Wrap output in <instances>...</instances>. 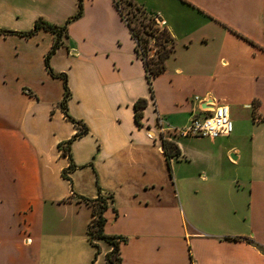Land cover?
Wrapping results in <instances>:
<instances>
[{
  "label": "crops",
  "instance_id": "obj_1",
  "mask_svg": "<svg viewBox=\"0 0 264 264\" xmlns=\"http://www.w3.org/2000/svg\"><path fill=\"white\" fill-rule=\"evenodd\" d=\"M78 1L0 0V264H108L100 207L117 264H264V0H131L173 38L151 87L115 0H81L47 61L56 32L21 33ZM204 101L231 132L174 134Z\"/></svg>",
  "mask_w": 264,
  "mask_h": 264
},
{
  "label": "trees",
  "instance_id": "obj_2",
  "mask_svg": "<svg viewBox=\"0 0 264 264\" xmlns=\"http://www.w3.org/2000/svg\"><path fill=\"white\" fill-rule=\"evenodd\" d=\"M127 2L132 3L131 0H127ZM115 5L118 8L121 16L125 20L130 33L135 41V51L137 55L142 59L144 69H145V74L147 77V81L149 83V86L151 87V80L152 78L158 74L161 70H163L165 66V58L170 54V52L173 50V38L169 34L168 30L165 27H160L156 23V16L152 13H149L142 9L140 6L136 5L137 9H141V11L144 13V19H140L139 23L136 24H131L129 20H127L121 9L119 8V2L115 0ZM82 11V4L81 0L78 1V10L76 11L75 14L70 16L66 22L63 25L57 26L54 24H51L47 22L44 19H36L34 21V24L31 29L27 31H21L22 34H31L33 31H35L38 27H43L45 29L51 30L56 32V38L49 50V52L46 55V61L48 56L53 53V51L61 44V36L62 32L66 30V23L70 20V18L77 17ZM150 39H152V44L155 46V51L151 53L149 50L151 49L150 46ZM64 88H65V93L63 96V99L61 101V106L64 108V101L66 97L68 96V88L66 85V78L64 76ZM145 100L143 98H139L134 102V107H135V120L139 122V118L141 116V111L140 108L144 105ZM77 126H79V130L75 133V135H79L81 133L86 132V127L80 124L77 120H74L72 117L67 115ZM162 146L163 150L165 152V155L167 158L177 155L179 153V148L178 146L165 138L162 139ZM65 152L67 153L68 157L69 156V140L66 143V146L64 148ZM74 164L70 162L69 167H72ZM101 208V207H100ZM100 208H96L94 211L95 217L92 222V234L97 237H101L103 239H106L107 241L111 242L113 244L112 249L106 253V261L108 264H117L119 260V256L117 255V241L110 235L104 234L102 232V223H103V218L100 216ZM237 238V237H233Z\"/></svg>",
  "mask_w": 264,
  "mask_h": 264
},
{
  "label": "built area",
  "instance_id": "obj_3",
  "mask_svg": "<svg viewBox=\"0 0 264 264\" xmlns=\"http://www.w3.org/2000/svg\"><path fill=\"white\" fill-rule=\"evenodd\" d=\"M156 23L161 24L160 20L156 19ZM154 48V47H152ZM194 99L201 101L197 96ZM205 106H199L197 110L191 112L188 123L181 128H172V132L178 135H194L208 136L210 138L217 137L222 134H228L233 128L232 121L229 117L227 106L224 104H214L204 101ZM160 131L164 128L159 125ZM95 215L93 216L94 219ZM92 222L89 228L92 227Z\"/></svg>",
  "mask_w": 264,
  "mask_h": 264
},
{
  "label": "rangeland",
  "instance_id": "obj_4",
  "mask_svg": "<svg viewBox=\"0 0 264 264\" xmlns=\"http://www.w3.org/2000/svg\"><path fill=\"white\" fill-rule=\"evenodd\" d=\"M119 8L121 9L124 17L129 20L131 24L139 23L140 19L145 20V17L143 16L144 13L141 9H137L134 3H129L127 0H119ZM150 46L151 49L149 51L153 53L155 51V46H153V44H150Z\"/></svg>",
  "mask_w": 264,
  "mask_h": 264
},
{
  "label": "water",
  "instance_id": "obj_5",
  "mask_svg": "<svg viewBox=\"0 0 264 264\" xmlns=\"http://www.w3.org/2000/svg\"><path fill=\"white\" fill-rule=\"evenodd\" d=\"M157 20H160V18L158 17V18H156Z\"/></svg>",
  "mask_w": 264,
  "mask_h": 264
}]
</instances>
